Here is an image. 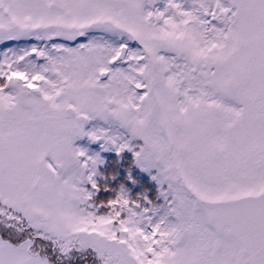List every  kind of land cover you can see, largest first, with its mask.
<instances>
[{"label":"snow or ice","instance_id":"snow-or-ice-1","mask_svg":"<svg viewBox=\"0 0 264 264\" xmlns=\"http://www.w3.org/2000/svg\"><path fill=\"white\" fill-rule=\"evenodd\" d=\"M0 264H264V0H0Z\"/></svg>","mask_w":264,"mask_h":264}]
</instances>
